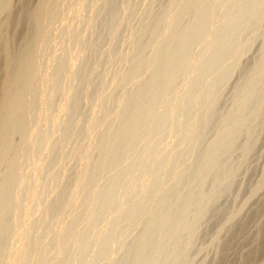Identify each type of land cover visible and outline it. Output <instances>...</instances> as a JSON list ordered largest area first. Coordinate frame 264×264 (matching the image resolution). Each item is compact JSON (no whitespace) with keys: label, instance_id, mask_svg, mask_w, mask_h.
Instances as JSON below:
<instances>
[{"label":"bare ground","instance_id":"obj_1","mask_svg":"<svg viewBox=\"0 0 264 264\" xmlns=\"http://www.w3.org/2000/svg\"><path fill=\"white\" fill-rule=\"evenodd\" d=\"M263 135L264 0H0V264H264Z\"/></svg>","mask_w":264,"mask_h":264},{"label":"rangeland","instance_id":"obj_2","mask_svg":"<svg viewBox=\"0 0 264 264\" xmlns=\"http://www.w3.org/2000/svg\"><path fill=\"white\" fill-rule=\"evenodd\" d=\"M66 6H68V7H66ZM71 7V8H70ZM72 7H74L73 5H65L64 6V18H68V20H65V22L67 21L68 23H70L71 22V19H73V17H74V12H73V10L75 9V7L72 9ZM67 8H68V10H67ZM70 9H72L71 11H70ZM69 11H70V13H69ZM68 12L69 13V15L68 14H66V13ZM70 14H71V16H70ZM66 15H68V17L66 16ZM70 17V18H69ZM61 22V21H60ZM65 22H61V23H59V22H57L56 23V25L54 26V28H56V27H62V25H65L66 23ZM62 23H64V24H62ZM62 24V25H61ZM59 25V26H58ZM57 29V28H56ZM55 29V31H57V30H59V29H57L56 30ZM61 41V39L60 38H57V43H60V42H58V41ZM62 42V41H61ZM57 43H56V48H54V49H56L55 51L57 52V51H61V47H62V45H61V47L60 46H58L59 48H57ZM55 44V43H54ZM61 44V43H60ZM60 44H58V45H60ZM58 53V52H57ZM59 54V53H58ZM256 54V50L254 51V53H253V55H255ZM49 56H48V54H45L44 56H43V60H44V62L45 61H48V58ZM48 58V59H47ZM47 59V60H46ZM50 63V62H49ZM52 63V62H51ZM52 64H49V68H50V66H51ZM52 67V66H51ZM48 68V69H49ZM51 69V68H50ZM49 69V70H50ZM262 143V144H261ZM260 147V148H259ZM258 151V152H257ZM255 154H256V156H255ZM254 154V157L252 156V160L250 159V161H249V163L248 164H245V166L244 167H247V169H250L251 171H253V170H255V172L253 173V177L254 178H256L259 174H260V171H262V169L264 168V135H263V137H262V140H261V142L259 143V146L257 147V149H256V153ZM251 176V179L253 180L254 178ZM258 178V177H257ZM242 179H243V177H242ZM246 192H244L243 191V193L242 194H245ZM242 196V195H241ZM244 196V195H243ZM243 196H242V199H243ZM245 196H246V194H245ZM259 197H255L254 199H252L250 202H249V206L247 207V209L248 208H250V209H248L247 211H249V210H253L256 206H257V204H258V202H259V200H260V198L258 199ZM241 199V200H242ZM257 200V201H256ZM228 201H229V203H231L232 202V198L229 200L228 199ZM255 202V203H254ZM253 204V205H252ZM252 205V206H251ZM251 212V211H250ZM257 227L256 226H253V227H251L250 229H248V231L245 233V236H244V238L243 239H241V240H239V250H240V252H248V251H250V249L252 250L254 247H255V244L253 243V240H254V237H255V234H256V232H257ZM247 234V235H246ZM251 236V237H250ZM243 241V242H242ZM249 241L251 242V243H249ZM240 242H242V243H240ZM243 244V245H242ZM250 245V246H249ZM254 245V246H253ZM241 246V247H240ZM243 246V247H242ZM249 246V247H248ZM242 248V249H241ZM212 250V248H209L208 249V251H207V253L208 254H210V255H213L214 254V250L213 251H211ZM239 250H237V253L239 252ZM213 253V254H212ZM237 253H236V256H234V258H235V260H234V258H233V264H237V262L236 261H238L237 259L238 258H236V257H238V255H237ZM263 257H264V255H263ZM210 261V260H209ZM205 262L204 264H212V262L210 263V262ZM192 264H198L197 262H194V263H192Z\"/></svg>","mask_w":264,"mask_h":264}]
</instances>
